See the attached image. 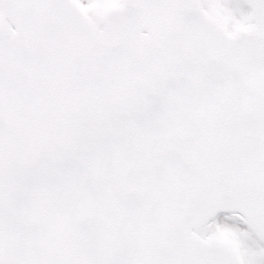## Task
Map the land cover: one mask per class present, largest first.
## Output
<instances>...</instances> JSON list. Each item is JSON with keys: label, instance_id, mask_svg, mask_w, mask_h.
Returning a JSON list of instances; mask_svg holds the SVG:
<instances>
[{"label": "snow or ice", "instance_id": "obj_1", "mask_svg": "<svg viewBox=\"0 0 264 264\" xmlns=\"http://www.w3.org/2000/svg\"><path fill=\"white\" fill-rule=\"evenodd\" d=\"M0 264H264V0H0Z\"/></svg>", "mask_w": 264, "mask_h": 264}]
</instances>
